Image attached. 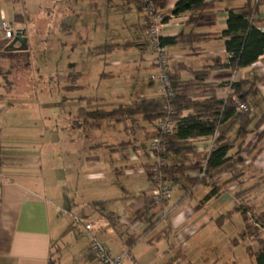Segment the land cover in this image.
I'll return each instance as SVG.
<instances>
[{
    "label": "crops",
    "instance_id": "obj_1",
    "mask_svg": "<svg viewBox=\"0 0 264 264\" xmlns=\"http://www.w3.org/2000/svg\"><path fill=\"white\" fill-rule=\"evenodd\" d=\"M98 1L99 6L102 7L101 10H103L102 24L118 26L126 36V39L117 38V42L110 43L136 42V46L128 49H115L108 54L96 52L95 48L100 45L95 46L94 55L103 63L109 62V67L112 68L97 73L95 77L100 81L102 79L113 81L121 87L123 86L122 80L128 81L124 78L130 76L129 69L139 74L143 71L151 74L154 66L151 60V51L146 45L144 13L139 11L135 5H126L121 0H114L113 5H107L104 0ZM178 1L164 0L160 5L161 12L168 17L162 37H176L180 34L191 33L199 35V39L193 46L183 44L167 46L171 55V65L184 63L188 68L181 72L182 78L201 86L190 92L189 97L196 101L213 97L227 100L233 94L231 84L244 81L245 91H249L251 88L257 90L256 93L250 91L248 94V105L259 117L264 112V54L252 66L238 70L217 65V62H227L230 56L226 50L225 39L221 36L227 28L229 12L243 10L247 0H207L208 2L213 1V8L205 11L202 20L197 24L188 22L190 11L180 15L172 14ZM20 4L21 0H0V24L3 19H7L10 23L19 24L24 29L26 21H15L17 13L29 14L21 11ZM105 17L108 19L110 17L117 18L116 21H113L116 24L108 23ZM63 24L65 23L61 25L62 30ZM65 25L71 29L69 30L71 35L76 32L75 27ZM254 25L264 31V0H261L258 7ZM127 32H134L130 39L126 35ZM1 33L0 38H4ZM71 44H77L72 46L77 48L79 41L74 40ZM119 50L123 52L118 53ZM192 70L207 71L208 74L202 80H198ZM55 72V74L50 73V81L53 82L56 76L57 81H60V84L57 85L61 92L79 91L93 82H90L88 75H85L80 69L75 72ZM12 77V70L0 69V264H51V260L55 261V264H102L97 256L88 251L93 238H98L102 244L109 246L114 256H123L125 264H131L132 259H136L142 264L139 252L135 253L133 248L137 243L136 236H147L161 224H164L163 233L158 234L157 239L160 240L163 236L166 239H172L173 242L169 243V249L174 253L179 247H182L183 252L178 255L175 253L168 264H193L189 254L196 258L198 254L195 253L196 243L201 240L200 238L215 234L214 231H223L233 217L238 214L241 216L239 212L235 211L241 203L235 196L237 192L234 195L225 193L231 191L228 189L231 184L227 185L225 189H221L219 194L210 200H204L211 190V186L206 182L192 187L188 181V176H198L197 171H190L180 177L179 183H173L175 192L170 201L154 204L152 200L153 184L146 171V166L154 162L146 149L147 135L152 133L154 128L139 116L133 122L124 119L128 122L126 128H118L119 130L114 127L107 128L110 137L117 130L121 134L119 135L120 141L116 142L112 139L113 142L108 144L112 153L111 159H115L116 162L102 163L103 158L97 154V150H100L97 147L102 143L86 145L87 150L84 153L83 163L89 170L87 178L104 185L105 189H110V193H105L101 199L86 202L68 198L64 190L65 179L57 177L58 172L62 171L59 167L61 165L59 157L63 153L61 152L63 148H60L61 145L58 141L64 138L63 127L56 128V132L53 134L54 147H46V143H43L46 140L45 135L48 133V127L44 121L51 122L52 119H56L55 124L58 125L57 120H61L63 117L62 111H59L64 104L63 100L55 102L53 113L52 111L42 113L38 109L35 110L39 102L34 98L13 97L14 80ZM63 80H66L65 86ZM10 88H12L11 91L7 92L6 90ZM154 94L145 92L127 101L123 98L124 93H119L117 101L121 100V102L116 101L113 104H130L138 98H157H149V96H155ZM96 98L100 103L97 104ZM69 99L65 97V101H69ZM73 99L71 98L70 101ZM78 99L79 102H82H78L79 104L84 103L89 108L84 106L77 108L76 116L71 117V123L66 124L65 130L76 131V137L71 136L70 138L71 144L80 138L86 140L92 133L103 135L106 132L105 121L102 122L99 129H94L89 125H79L80 109L93 111L96 109L93 107L95 103L99 109H106L112 105L106 102L105 97L91 96ZM89 99L93 101H89ZM233 99L237 101L238 96L233 95ZM29 105L33 107L32 110L24 109ZM51 106L52 104H48L46 107L51 108ZM21 111L22 114H20ZM189 113L191 112H185L186 115ZM17 115L22 116L16 117ZM124 121L120 123L124 124ZM107 122L110 123V121ZM61 123L63 125L66 122L62 121ZM30 124L34 125V129ZM234 126L229 128V132ZM263 128L264 125L260 131H257L251 125L247 130L252 129L250 136L249 134L245 136L244 133L230 151L231 154H236L239 144L243 143L240 155L245 159L243 165L250 166V171L254 172L252 176L253 182H255L249 187L258 185L255 189L256 192L261 191L264 187V135L259 137ZM115 135L117 136V134ZM190 142L198 154H204L211 150L213 137L202 136L190 139ZM66 150L70 151V156L79 153V149L76 147L75 149L66 148ZM102 156L105 158V154ZM191 160L192 163L199 162L201 164L203 162L195 156H192ZM75 171L73 176L79 175L80 172L77 169ZM248 172L246 171L245 175L237 182L243 181ZM4 178L8 181L3 180ZM76 179H72L73 182ZM220 180L218 179L216 182L219 183ZM199 185H204L203 187H207L208 191L203 194L195 193L199 189ZM262 194L264 195V193ZM248 200L249 203L253 202L251 197ZM70 204L73 206L72 209H77L76 211L81 215L77 216L76 213L71 217ZM85 205L88 206L87 209L81 211L80 209ZM94 205L101 207L100 212L93 207ZM230 212L233 214L226 221L223 223L217 221L222 215ZM87 223L92 225L89 231L85 228ZM244 229L243 221L242 230L238 232L237 237H230L226 243L220 244L217 238L214 239L211 246L204 249L206 254L201 264H256L247 248L251 246L255 249L258 247L257 243L250 236L240 239ZM236 238L239 240L236 241ZM116 244L122 248L115 249ZM220 247L223 249V257L220 260L212 258L215 252L214 248L219 249ZM184 250L189 254H185ZM127 251L129 253L124 255ZM200 254L202 255V253Z\"/></svg>",
    "mask_w": 264,
    "mask_h": 264
},
{
    "label": "rangeland",
    "instance_id": "obj_2",
    "mask_svg": "<svg viewBox=\"0 0 264 264\" xmlns=\"http://www.w3.org/2000/svg\"><path fill=\"white\" fill-rule=\"evenodd\" d=\"M97 1L21 0L19 8L22 12L29 13V20L25 22L24 27L27 38L26 47L22 48L19 45V49L9 51V57L6 61L0 62V69H10L13 72L12 78L14 80V87L12 91H14V98H34L39 102L35 110L38 109L42 113H44L45 111H52L53 113L55 110V102L60 99L63 100L64 104L61 110H59L62 111L63 117L61 118V120H57L58 125L55 124L56 119H52L51 122L44 121V124L46 125V127H48V133H46V140L43 141V143H46V147H54L55 140L53 134L56 132V128H59L60 126L63 127L64 131L62 130V133L64 135V138L58 141V143L61 145L60 148H63L61 151L63 153L61 155L59 154V163L61 164L59 167L62 169V171L58 172L57 177L60 176L62 179H65L64 186L66 187L64 190L68 198H76L78 201L83 202L94 199H101L102 197H104L105 193H110V189H105L104 185L100 183L98 184L97 181L95 183L94 180H89L87 178V173L89 172V170L87 167L85 168V165L83 163L85 160L84 153L87 150L86 145L102 143L99 147H97L98 149H100L97 150V154L105 160L104 162V160L102 159V163L110 164L111 162H116L115 159H111L112 153L111 149L108 147V144L113 142L112 139H114L116 142L120 141L121 138L119 137V135L121 134H119L118 128H126L128 122L123 120V124L120 122L110 121V123L108 124V122L105 121L104 129L106 130V132L103 135L92 133V135L88 136L86 140H82L80 138L74 140L71 144L70 138L71 136L74 138L76 137V131L74 132V130H65L66 124L71 123V117L76 116L77 108L81 106H84L87 109L89 108L84 103V105L79 104L82 102H79L78 98L91 96L105 97L106 102L112 104L108 108L103 109L108 110L109 108L115 109L118 106H121L119 103L113 104L118 100L119 93H124L123 98L127 99V101H129L130 98H134L137 95L143 94L145 92L148 94L155 93V96H149V98L160 97L161 94L160 84L156 81H152L150 79L151 74L146 71L140 72L139 74L134 70L129 69V72H131L129 73L130 76L124 78L128 79V81L124 82L122 80L123 86L121 87L113 81L107 79H102L100 81L99 78L97 79L95 77L97 76V73H101L103 70L112 69L111 67H109V62L103 63L99 60L98 57H96V55H94L95 46L101 45L103 43L117 42V38L126 39L125 33L123 34L118 26H114L111 24L108 26L106 23L102 24L101 15L103 16V10H101L102 7L99 6L100 3H98L99 1ZM105 20H108V23L116 24V22L113 21H116L117 18L110 17L108 19L105 17ZM62 23L75 27L76 32L71 35L69 33V30L71 29L68 27H63L62 30ZM0 33L3 34L2 29H0ZM129 33L130 32L126 33L128 39L132 37V34H134V32L130 34ZM74 40L79 41V46L77 48L72 47L73 45H77L71 44V42ZM61 43H63L66 48L61 45ZM120 52L123 51L119 50L118 53ZM77 69L82 70L85 75H88L90 82L93 81L92 84H90L86 88H83L82 90L72 93L61 92L58 86L60 84V81H57V77H54L53 82L50 81V73L55 74V71H58V73H64L66 71L75 72ZM63 84L64 86L67 84L66 80H63ZM11 89L12 88L7 89L6 91L9 92L11 91ZM65 97L74 99L73 101H70V99L69 101H65ZM117 102H121V100ZM98 103L100 102L98 101L97 104ZM48 104H52L51 108L46 107ZM97 104L95 103L93 106L96 108L95 110L99 109L97 108ZM24 109L32 110L33 107L29 105V107H25ZM22 113L23 112L21 111L20 114ZM21 116L22 115H17L16 117ZM62 121L66 123L62 125ZM30 125L34 129V125ZM108 127H114L118 129L117 131H114V133H112V137L109 136L110 133H108L107 131ZM79 132L81 133L83 131ZM240 132V126L236 125L229 132V136L234 139L237 137V135H239ZM250 133H252V129L246 131L245 136H247L248 134L250 136ZM115 134H117V136ZM71 147L73 149H75V147L79 149V155L77 154L70 156V151L66 150V148L70 149ZM101 153L105 154V158ZM75 156L78 158H76ZM181 157L186 159L189 158V156L186 154H182ZM73 164L75 165L73 166ZM239 168L244 171L243 175H245L246 171L249 172L246 174L243 181L229 185L228 189L231 191H226V194L234 195L235 192L248 188L249 186L254 184L255 181L253 182L252 176L254 172L250 171V166L246 167V165H240ZM76 169L80 173L79 175L76 174L77 176H73V174L76 172ZM230 176V173H225L221 176V180L219 181V183H217L221 189L226 188L227 185H224L223 183ZM72 179L76 180L73 182ZM3 180L8 181L6 178H4ZM208 181L209 180H207V182ZM203 186L204 185H199V189L195 193H206V191H208V188ZM262 193H264V187L261 191L256 192L254 190L250 194L251 200L253 201L250 202L254 212H251L253 218L264 210V195ZM72 207L73 206L70 204L69 213H71V217H73V215H75L76 213L77 216L81 215L76 211L77 209L73 210ZM87 207L88 206L85 205L80 210L85 211ZM93 207L98 209V212H100L101 207H98L96 205H94ZM250 224L255 226L253 221H251ZM163 225L164 224L156 226L152 233L147 236H136L137 243L133 248L135 253L139 252L142 264H168L175 253L176 255L183 253L181 250L182 247H179L174 253L169 249V243L173 242L172 239H166L164 236L161 237L160 240L157 239V235L163 233ZM242 226L243 220L238 214L237 216L233 217L232 221H230V224H228L223 229V231H214L215 234L205 235L200 238L201 240L196 243L197 249L195 253H198L196 255V258H193V256L186 250H184V253L191 256L190 260L193 264H201V261L205 258L206 254L204 249L206 250V247L211 246V242H213L214 239L217 238L219 240V242L217 241L219 244L226 243L230 237L238 236V232L242 230ZM260 232L264 236V231L260 230ZM106 247L109 248V246ZM114 248L117 249L122 247L116 244ZM213 251L215 252L212 258H217L218 260H220L223 257V249L221 247L219 249L214 248ZM200 253H202V255ZM220 262L222 263V261Z\"/></svg>",
    "mask_w": 264,
    "mask_h": 264
},
{
    "label": "trees",
    "instance_id": "obj_3",
    "mask_svg": "<svg viewBox=\"0 0 264 264\" xmlns=\"http://www.w3.org/2000/svg\"><path fill=\"white\" fill-rule=\"evenodd\" d=\"M104 1L107 5H113L114 2V0ZM121 1L126 5H135L139 11L144 13V29L146 30L148 27V18L145 0ZM163 1L164 0H155L158 6H160ZM260 4L261 0L257 4L255 0H247L243 10H231L229 12L227 28L222 32L221 36L225 39L226 50L230 56L227 62H217V65L220 67H228L232 70H238L252 66L258 61L260 56L264 54V31L256 27L254 25V20L251 19L252 14L254 12L255 14L257 13ZM212 8L213 1L179 0L172 14L180 15L190 11L191 14L188 22L197 24L202 20L205 11ZM27 20H29V14L17 13L15 15L16 22ZM167 21L168 17L165 16L164 22L166 23ZM63 26L68 27L65 24H63ZM198 39V34L191 33L188 35L180 34L176 37H161L160 42L161 45L165 47L177 44L193 46ZM12 40L13 38H0V62H4L8 58L9 51H7L6 48ZM134 46H136V42L106 43L96 47L95 51L108 54L115 49H128ZM152 64L155 69V64L153 62ZM183 70H188L184 63L171 65L170 62V76L172 87L175 92V97L171 100V104L176 111L174 120L177 124L172 132L162 133L158 126V122L166 114L161 95L160 97L152 99L138 98L133 103L122 104L111 110L97 109L87 111L82 108L79 112V125H89L94 129H99L103 121L121 122L124 119H128L133 122L137 119L136 117H141L154 128V131L147 135L148 145L150 140L154 138H161L164 142L162 155H164L168 161V166L163 170L166 179L172 183H179L180 177L186 175L190 171H197L198 176H188V181L193 187L200 183H206L207 180H209L207 183L211 186V190L204 198L205 201H208L221 191L216 181L220 179L223 174L230 173L231 175L224 181V185L235 183L243 176L244 171L239 168L240 165L245 163V159L240 155L243 143L241 142L239 144L236 154H231L230 151L236 146L239 137L242 136L251 125H253L254 130L260 131L261 127L264 125V112L261 113L259 117L253 113L252 107L248 105V94L250 91L256 93L257 90L251 88V90L245 91L244 88L246 85L244 81L233 82L231 84L233 94L230 95L227 100H219L214 97L203 101L193 100L189 97V93L199 89L201 86L192 83L190 80L183 79L181 76ZM207 74V71H193V75L198 80H202ZM68 89H70V87H68ZM233 95L238 96L239 102L247 103L249 110L246 112L239 111L238 103L233 99ZM92 99H89V101H93ZM95 101H99V99L96 98ZM186 111H190L191 113L186 115ZM234 125H239L241 132L236 138L232 139L228 135V132L229 128ZM216 132L218 134L215 137L211 150L204 154H198L194 145L191 144L192 142H190V139L202 136H213ZM263 135L264 128L260 132L259 137ZM148 145L146 147L147 153ZM182 154L188 155L189 158H182ZM192 156L200 158L203 162L201 164L199 162L192 163ZM153 163L146 166V171L150 180L153 174ZM203 172L204 176H201ZM257 187L258 185H254L240 190L235 194L241 202L240 205L236 207L235 211L241 214L245 224V229L240 239L250 236L255 240L258 247L254 249L249 246L247 250L249 254L254 257L256 264H264V236L261 234V229L259 227L250 224L248 218V213L253 212L252 205L249 203L248 199L250 194L257 189ZM232 214L233 212L222 215L217 221L223 223L230 218ZM254 218V220L264 228V210L254 216ZM238 240L239 238H236V241ZM50 263L55 264V261L51 260Z\"/></svg>",
    "mask_w": 264,
    "mask_h": 264
},
{
    "label": "built area",
    "instance_id": "obj_4",
    "mask_svg": "<svg viewBox=\"0 0 264 264\" xmlns=\"http://www.w3.org/2000/svg\"><path fill=\"white\" fill-rule=\"evenodd\" d=\"M256 4L260 0H255ZM146 14L148 27L146 29L147 46L152 54V62L155 64V69L151 74V79L160 84V92L163 98V107L165 110V116L158 122V126L162 133L172 132L177 124L175 123L174 116L176 111L171 104V100L175 97V92L172 87V80L170 76V62L171 55L167 47L162 46L160 39L162 37L163 28L165 26L164 18L165 15L161 12L160 6H158L155 0H145ZM255 12L252 14L251 19H255ZM0 28L3 31L5 38H14L17 32L22 30V26L19 24H12L7 19H3ZM238 103L239 111H248L249 106L246 103L236 101ZM217 132L213 135V144ZM163 140L161 138H154L150 140L148 145V153L154 160V167L152 169V184H153V194L152 200L154 204H162L170 201L173 198L175 192V187L172 182L166 179L163 170L168 166L167 158L162 155L163 153ZM213 147V146H212ZM205 164V162H204ZM204 176V172L201 174ZM249 221H253L255 226L259 227L261 231L264 228L258 224L253 215L248 213ZM86 230H90L92 225L87 223L85 225ZM89 235H91L89 233ZM90 254L97 256L102 264H125L123 256H114L111 250L102 244L97 238H93L89 250ZM127 251L124 255H127ZM131 264H140L138 260L132 259Z\"/></svg>",
    "mask_w": 264,
    "mask_h": 264
},
{
    "label": "water",
    "instance_id": "obj_5",
    "mask_svg": "<svg viewBox=\"0 0 264 264\" xmlns=\"http://www.w3.org/2000/svg\"><path fill=\"white\" fill-rule=\"evenodd\" d=\"M26 43H27L26 31H25V29H22L16 33L12 42L9 44V46L6 48V50L12 51V50L19 49V46H16V44H19L20 47L25 48Z\"/></svg>",
    "mask_w": 264,
    "mask_h": 264
}]
</instances>
